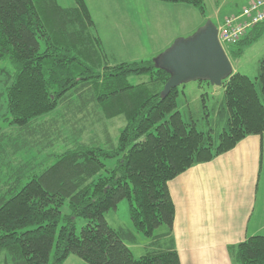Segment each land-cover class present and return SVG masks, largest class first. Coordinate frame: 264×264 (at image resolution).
Segmentation results:
<instances>
[{"label": "trees", "instance_id": "trees-1", "mask_svg": "<svg viewBox=\"0 0 264 264\" xmlns=\"http://www.w3.org/2000/svg\"><path fill=\"white\" fill-rule=\"evenodd\" d=\"M59 1L0 0V73L9 74L6 120L37 144L63 147L42 172L27 176L32 168H20L0 187V264H64L70 256L88 264H181L165 242L173 241L175 221L168 183L264 134V59L254 80L234 72L214 87L223 91L218 114L226 121L215 136L183 119L179 88L163 97L170 74L156 58L111 64L85 0H74L71 8ZM156 1L206 15L205 0ZM263 33L264 23L230 53L239 57ZM141 76L148 82L130 84ZM118 117L125 126L111 149L82 142L93 125L112 141L106 121ZM68 131L74 136L67 142ZM112 159L117 165L108 169L105 161ZM125 200L136 233L151 240L140 258L127 246L135 235L105 219ZM65 205L70 213L63 216ZM77 218L87 221L80 235ZM160 228L164 232L155 233ZM229 254L233 264H264V236L248 238Z\"/></svg>", "mask_w": 264, "mask_h": 264}, {"label": "rangeland", "instance_id": "rangeland-1", "mask_svg": "<svg viewBox=\"0 0 264 264\" xmlns=\"http://www.w3.org/2000/svg\"><path fill=\"white\" fill-rule=\"evenodd\" d=\"M149 1L156 2L154 0H85L97 24V34L102 38L111 64L153 60L177 40L186 39L195 34L207 21L210 20L218 25L217 15L221 18L226 17V14H230L234 9L238 11L244 3L243 0H218L217 2L205 0L206 15L203 16L192 6L169 4L177 7L162 9L147 3ZM59 4L63 8L75 6L74 0H60ZM238 48L234 45L231 50L237 51ZM225 51L235 73L254 80L258 76L259 63L264 59V33L256 42L245 47L239 57L231 54L228 48H225ZM2 66L8 68L9 72L14 71L7 63ZM8 75L4 72L0 73V145L3 149L0 157V187L6 185L9 178L20 168L25 167L24 171L32 168L26 173L27 176L31 175L32 170L42 172L55 162V158L51 156L52 153H60L63 150L62 146L48 148L45 142L37 144L31 137L26 138L18 127L10 125L6 120L9 118L6 101ZM148 80L149 78L145 76L131 77L129 82L132 85H138ZM179 90V111L187 123L195 122L197 129L202 132L213 130L215 136L223 131L226 121L218 114L223 100L222 91L217 89L214 93V87L198 82L182 85ZM93 126L87 130L82 142L87 144L96 142L104 148L111 149L112 144H117L119 130L125 126V121L122 117L106 121L112 141H108L105 135L102 137L101 127ZM64 136L68 142L74 135L68 131ZM34 140L38 141L39 138ZM60 140L63 141L61 138ZM70 141L72 142L73 138ZM105 164L108 169H112L117 165V160H106ZM62 213L63 216L70 213L67 205L62 209ZM105 219L111 228L131 231L135 235L137 241L134 244L127 242V246L136 258L146 254V247L151 240L136 233L130 218L129 201L125 200L116 210L107 212ZM86 225V220L76 219L78 235ZM164 230L160 228L155 233H162ZM64 264L88 263L76 256H70Z\"/></svg>", "mask_w": 264, "mask_h": 264}, {"label": "crops", "instance_id": "crops-1", "mask_svg": "<svg viewBox=\"0 0 264 264\" xmlns=\"http://www.w3.org/2000/svg\"><path fill=\"white\" fill-rule=\"evenodd\" d=\"M252 1L243 0L240 9L226 17L217 15L216 26ZM147 3L162 9L177 7ZM168 189L175 221L173 241L165 242L168 248L175 247L181 264H233L231 247L264 236V134L249 136L211 162L190 168L171 180Z\"/></svg>", "mask_w": 264, "mask_h": 264}, {"label": "water", "instance_id": "water-1", "mask_svg": "<svg viewBox=\"0 0 264 264\" xmlns=\"http://www.w3.org/2000/svg\"><path fill=\"white\" fill-rule=\"evenodd\" d=\"M156 64L170 74L163 97L190 82L205 81L219 88L234 73L219 42L218 27L210 20L189 38L177 40L156 58Z\"/></svg>", "mask_w": 264, "mask_h": 264}, {"label": "built area", "instance_id": "built-area-1", "mask_svg": "<svg viewBox=\"0 0 264 264\" xmlns=\"http://www.w3.org/2000/svg\"><path fill=\"white\" fill-rule=\"evenodd\" d=\"M264 23V0H253L240 13L226 18L218 27L223 48L236 45L251 29Z\"/></svg>", "mask_w": 264, "mask_h": 264}]
</instances>
